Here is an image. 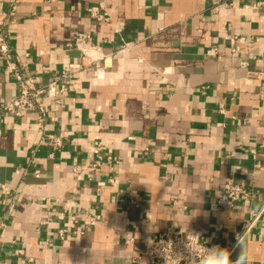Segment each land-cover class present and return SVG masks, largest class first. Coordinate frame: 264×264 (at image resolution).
I'll return each instance as SVG.
<instances>
[{
  "label": "crops",
  "instance_id": "crops-1",
  "mask_svg": "<svg viewBox=\"0 0 264 264\" xmlns=\"http://www.w3.org/2000/svg\"><path fill=\"white\" fill-rule=\"evenodd\" d=\"M13 8L0 104L16 68L41 85L102 58L48 107L62 147L34 114L0 117V264H147L160 232L225 245L264 208V0H0V19ZM229 179L247 195L218 210ZM241 251L264 264V223Z\"/></svg>",
  "mask_w": 264,
  "mask_h": 264
},
{
  "label": "built area",
  "instance_id": "built-area-1",
  "mask_svg": "<svg viewBox=\"0 0 264 264\" xmlns=\"http://www.w3.org/2000/svg\"><path fill=\"white\" fill-rule=\"evenodd\" d=\"M88 10L90 16L96 20L107 19V12L103 4L90 6ZM14 14L15 9L13 8L5 12L3 18L0 19V56L4 58L11 57L13 52L9 35L6 32V19ZM95 49V46H88L87 49L82 50V60L79 64L72 65L71 68L62 70L59 73L50 74V78L41 85L37 84L34 76H26L20 69L16 68L14 74L18 82L19 93L0 104V117L9 114L15 118H22L27 114H34L36 124L42 132L45 142L54 148L62 147L64 142L61 137L54 134H45L48 107L53 103L62 105V94L69 90L70 79L76 70L87 68L90 64L102 58V56H97L98 53ZM33 173L35 176H39L38 170ZM111 182L115 185L114 180ZM13 191L5 184L0 185V193L6 198L12 196ZM243 194L247 195L243 185L233 179L227 180L217 197L216 208L218 210L233 208ZM260 223H264V208L252 210L250 217L241 224L234 239L225 245L202 241L201 234L198 231L188 233L160 232L151 246L145 250H140L134 261L145 259L147 264H196L198 258L193 253L203 252L204 247L211 249L216 245L227 248L231 253V260L235 261L242 252L241 248ZM65 233L66 230H59V237L64 238ZM239 240L244 242L241 247L238 246ZM19 252L21 255L24 254L23 250Z\"/></svg>",
  "mask_w": 264,
  "mask_h": 264
},
{
  "label": "clouds",
  "instance_id": "clouds-1",
  "mask_svg": "<svg viewBox=\"0 0 264 264\" xmlns=\"http://www.w3.org/2000/svg\"><path fill=\"white\" fill-rule=\"evenodd\" d=\"M106 82L107 81L103 78H100L96 81L97 84H103ZM243 243V241L239 240L238 246L241 247ZM193 254L198 258L196 264H246V257L244 255H240L237 260L233 261L230 258L231 253L229 250L227 248H222L219 245L213 246L211 249L204 247L203 252H197Z\"/></svg>",
  "mask_w": 264,
  "mask_h": 264
}]
</instances>
